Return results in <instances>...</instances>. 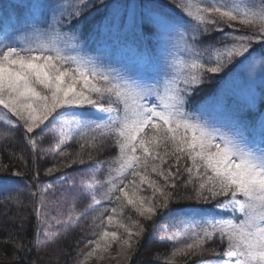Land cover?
I'll use <instances>...</instances> for the list:
<instances>
[{"label": "snow or ice", "instance_id": "6c2138e0", "mask_svg": "<svg viewBox=\"0 0 264 264\" xmlns=\"http://www.w3.org/2000/svg\"><path fill=\"white\" fill-rule=\"evenodd\" d=\"M45 7L51 16L45 14L42 21L24 29L27 35L17 38L23 46L13 40L0 42V124L6 126L5 134L22 130L24 142L33 149L34 164L38 159L34 137L54 122L62 133L83 128L77 140L93 149H103L110 138L109 147L118 150V155L95 160L99 167L107 165V170L102 180L88 185L92 203L114 201L121 211L131 206L146 220L168 209L175 198L169 189H176L186 173L196 185L189 199L222 197L218 208L239 211L244 218L233 223L223 213L193 216L184 222L183 230L190 242L172 255L191 258L219 236L227 247L219 253L212 249L214 255L200 264H233L237 257L236 264H264V121L258 132L250 131L243 108H233L230 97L221 102L220 117L186 110L191 95L209 74L229 66L247 64L250 74L256 64L264 67V0H197L186 6L184 11L192 19L168 23L163 38L173 50L154 74L115 68L99 57L81 54L78 33L92 15H85L91 0H59ZM234 22L253 30L241 31L233 27ZM119 26L139 30L141 35L156 34L143 16L122 20ZM213 34L218 39H207ZM89 109L96 110L95 119L87 115ZM39 151L65 155L58 148ZM93 159L88 156L89 162ZM53 171L50 168L47 174ZM142 185L152 190L155 199L139 195ZM35 188L33 197L42 186L37 183ZM110 211L107 224L124 229L122 247L133 248L132 237L141 236L144 226L138 221L125 224L116 219V208ZM106 212L100 209L92 217L93 222L101 219L95 227L104 228ZM118 239L116 231H101L96 240L89 241L91 251L86 256L107 250Z\"/></svg>", "mask_w": 264, "mask_h": 264}, {"label": "trees", "instance_id": "16d2710c", "mask_svg": "<svg viewBox=\"0 0 264 264\" xmlns=\"http://www.w3.org/2000/svg\"><path fill=\"white\" fill-rule=\"evenodd\" d=\"M44 1L47 0H25L24 3L17 4L10 0H0V35L17 25H22L23 21L29 22L31 17L35 19L34 23L42 21L47 14ZM110 2L111 0H102L103 10L84 20L81 25L84 36H89L94 27L99 28L100 23L104 22L102 17L107 13ZM153 2L158 5L156 8L162 14L170 15L169 11H173L167 0ZM94 9L95 7H92V10L85 11V15ZM133 43H136L133 36L127 37L120 46L130 48ZM146 51L147 49L143 50L139 57L147 58ZM225 76V73L209 74L191 95L186 105L187 110L195 111L207 101ZM0 135L4 136L0 139V178H21L30 187L22 194L0 201V264H198L200 261H208L214 255L212 249L219 253L225 248L226 241L221 242L217 236L214 242H206L205 249L191 258L179 254L173 256L175 249L188 242L180 239L169 241L156 236L161 224H168L174 215L186 216L193 209H197L198 213L213 211L217 201L222 198L208 201L189 199L190 196L194 197L196 185L191 182L193 177L186 173L177 181L176 189H169L174 192L175 198L170 201L168 209L158 213L151 220H146L131 206H124L121 211V207L114 201H106L105 204L102 202L98 206L92 203V193L88 190V185L102 180L107 170V165L99 167L95 160H111L118 154V150L109 147L112 144L110 138L104 141L103 149H93L85 141L67 142L66 145L59 146L61 152L65 153L60 156L58 153L53 155L52 151L40 153L39 149L51 147L48 131L38 132L34 137L38 145V159L34 164L33 149L24 142L22 130L11 135H6L5 132ZM53 139L57 140V137L53 136ZM82 144L85 145L83 148ZM55 148L52 147L53 150ZM89 155L93 156V161H88ZM80 159H84L86 163L80 164ZM50 168L56 171L47 174ZM37 175L38 179H34ZM153 179L163 183L155 176ZM37 183L45 184V187L33 197ZM141 187L139 195L153 198V192L147 185ZM112 208L117 209V220L128 225L138 221L144 226L141 236L132 237L133 248L122 247V241L126 238L124 229L115 224H107L106 217L111 214ZM100 209H108L103 218V229L94 226L99 225L101 219L98 218L95 222L92 220ZM103 230L116 231L120 239L113 241L107 250L86 256L91 251L89 241L96 240ZM136 230L133 225V231Z\"/></svg>", "mask_w": 264, "mask_h": 264}, {"label": "rangeland", "instance_id": "374dc122", "mask_svg": "<svg viewBox=\"0 0 264 264\" xmlns=\"http://www.w3.org/2000/svg\"><path fill=\"white\" fill-rule=\"evenodd\" d=\"M10 1L19 4L24 3L25 0ZM51 2H59V0H47L44 1L43 5L45 6ZM101 2L102 0H91V7L85 9V11L92 10V7H95L92 14H99L103 10ZM196 2L197 0H167V4L173 7V11H169L171 12L170 15L164 13L162 15L158 8H156L158 5H156L153 0H111L107 13L102 17L104 18V22L102 24L100 23L99 28L94 27L92 31L89 32V36H84L82 31L81 33H78L79 39L77 42L82 48L81 54L89 57H99L115 68L127 67L141 73L154 74L165 63L168 52L173 50L172 45L163 38L166 26L170 21H179L182 18L185 20H191L192 18L187 16L184 8L189 4L195 5ZM44 8L47 10V16L50 17V10L46 9V7ZM192 10H195L194 7ZM141 16L150 21L151 30L156 33L155 35H141L139 30L133 31L131 27L119 26L122 20H139ZM34 18H36L35 15ZM34 20L35 19L31 17L29 22L23 21L22 25H17L5 34L0 35V42L13 40L16 42L17 46H23L17 38H22L27 35L24 29L28 25L33 24ZM233 27L240 29L241 31L253 30L245 25L239 24L238 22H234ZM64 31H67V29H64ZM132 36L136 43H133L130 48H126L125 45L123 47L122 45L120 46L122 41H126L127 37ZM207 39L215 41L218 37L213 34ZM176 45L178 48V41L176 42ZM144 46L146 47L144 48ZM146 49L147 58H140L139 55H141L143 50ZM257 59H259V57H257ZM221 73H225L226 76L215 93H213L210 98L201 104L195 111L189 112L203 114L205 117H220L222 115L220 104L225 97H230L233 108H243L244 118L248 124L249 130H256L258 132L261 122L264 121V101L261 100V96L264 95V83H262V80H264V67L258 63L255 66V70L250 74L249 66L247 64L235 67L229 66L228 69ZM87 115L95 119L98 114L96 113V110L89 109ZM4 127L6 126L0 124V129H3L0 130V133L5 132ZM67 127L74 128V126ZM44 130L48 131L49 147L52 149V147L55 146V149L58 148L59 152H61L59 146H64L67 142L76 141L83 143V140H77V137L80 136V132L84 131L83 128L79 131L70 130L67 133H62L59 125L54 122L53 124L48 125ZM50 134L57 137V140H54L53 136ZM69 136L71 137L70 139ZM3 137V135H0V139H3ZM0 186H4L8 189L6 191L0 189V201L8 200L12 196L22 194L30 189L29 185L21 178H0ZM41 186L43 188L45 187V184H41ZM105 202L106 201H104L103 204H105ZM219 202L223 203L224 198H221ZM214 207L213 211L198 213L197 209H193V211H189L186 216L181 217L180 215H174L176 219L172 218L168 224H161V227L157 230L158 232L156 236L159 239H166L169 241L180 239L190 242L184 237L183 230L185 226L184 222L191 219L193 216L219 217L220 214L223 213V218L231 219L233 223H239V221L244 218L243 214L239 211L236 213H231L230 211L224 212L223 209L217 207V203ZM76 217L77 215L75 218ZM71 218H73V216L69 217L68 220L71 221ZM75 218L72 222L73 224L75 223ZM173 233L176 234L174 238H172ZM226 247L227 242L225 244V248ZM237 259L239 258H233V264H236Z\"/></svg>", "mask_w": 264, "mask_h": 264}]
</instances>
